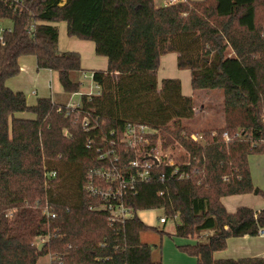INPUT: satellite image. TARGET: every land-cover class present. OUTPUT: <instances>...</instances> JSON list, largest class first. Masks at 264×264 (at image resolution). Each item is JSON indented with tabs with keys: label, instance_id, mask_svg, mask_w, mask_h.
I'll use <instances>...</instances> for the list:
<instances>
[{
	"label": "trees",
	"instance_id": "16d2710c",
	"mask_svg": "<svg viewBox=\"0 0 264 264\" xmlns=\"http://www.w3.org/2000/svg\"><path fill=\"white\" fill-rule=\"evenodd\" d=\"M157 1L24 0L17 9L0 2V17L11 20L0 45V264H165L161 244L153 251L142 239L158 230L137 216L155 208L176 219L172 236L188 240L177 248L195 264H264L213 256L228 238L264 229V209L229 212L222 203L234 194L264 196L248 164L264 154V0ZM60 21L67 36L92 41L107 58L106 69L91 70L98 93H82L75 107L67 98L80 91L84 70L77 51L58 48ZM167 53L189 70L193 90L221 89V127L193 131L184 123L195 113L192 96L178 78L157 80ZM24 55L56 74L65 101L29 105L7 85ZM127 125L150 129L148 143L128 147ZM145 153L159 163L123 198L134 214L110 219L97 209L104 201L84 190L88 173L114 165L131 173L128 162ZM60 164L78 169L71 196L60 192Z\"/></svg>",
	"mask_w": 264,
	"mask_h": 264
},
{
	"label": "rangeland",
	"instance_id": "374dc122",
	"mask_svg": "<svg viewBox=\"0 0 264 264\" xmlns=\"http://www.w3.org/2000/svg\"><path fill=\"white\" fill-rule=\"evenodd\" d=\"M162 2L167 3L169 0H158L157 3ZM5 25H9V21L4 22ZM58 27L59 33V41L60 43H64V45L68 44V36L66 34V23L64 21H60L56 23ZM171 56V55H169ZM20 63V71L14 77H11L9 83L11 85H15L16 89H20L24 92L26 98L30 101V103H34L38 96L49 94V88L47 85V79L45 76L38 75V72H43L45 70L37 69L35 66V57L33 55H24L19 60ZM174 64L171 66L172 69L176 71H180L177 66ZM164 70L162 67L160 69V73ZM168 71V70H167ZM167 74L163 75H172L166 72ZM83 74L86 75L85 78L81 75V87L80 90L87 91L86 93L97 92V88L91 79V71L84 70ZM174 74V73H173ZM162 75V74H161ZM158 74V80L161 78H175L172 76H164L162 77ZM36 89L37 95L35 96L32 91ZM91 91V92H90ZM194 106L196 108V113L194 116L188 120H184V123L189 126L193 131H201L206 128H216L221 127L223 125V114H222V98L223 94L221 89H196L193 90V94L191 95ZM73 101L76 103L79 100V93L75 94ZM27 100V101H28ZM73 102V103H74ZM201 105H204L205 112L200 114L198 109ZM169 150H165L164 153L168 154ZM257 154H251L250 156H256ZM59 172L61 173V181L60 184V192L64 194V190H68V194L73 193L74 184L77 182L78 177V169L74 165H64L60 164L58 167ZM63 185V187L61 186ZM72 187V188H71ZM68 196V195H65ZM70 197L68 196L67 199ZM137 216L148 226L156 228L158 231L153 232H145L142 234V239L145 242L151 243L153 245V251L156 247L159 248L158 245L161 244L160 253L162 256V262L165 264H195L196 258L191 256L185 252L179 251L176 245L184 243L188 240L175 238L172 236L174 232L176 219L168 218L166 223H160L159 218L164 216L162 209H143L137 211ZM190 242H194V240H189ZM48 258H42V262H46Z\"/></svg>",
	"mask_w": 264,
	"mask_h": 264
},
{
	"label": "crops",
	"instance_id": "0c3cea01",
	"mask_svg": "<svg viewBox=\"0 0 264 264\" xmlns=\"http://www.w3.org/2000/svg\"><path fill=\"white\" fill-rule=\"evenodd\" d=\"M67 38H68L69 45H64V43L61 44L59 41V33H58V48L60 50L77 51L80 54V66L83 70L88 69L91 71V70L106 69L107 58L104 56H99L95 54L94 43L92 41L80 40L75 37H69V36ZM174 61L176 63L175 53H167L160 57L159 66L157 69V80H158V74L160 75L162 74L161 75L162 77L174 75L175 78H178L180 80L182 94L192 95L193 89L191 88V85H190L189 70L179 69L180 71L178 70L176 71L175 69H172L171 66L174 64ZM35 66H36V62H35ZM161 67L164 70H162V72L160 73L159 71ZM166 72L172 75H163V74H167ZM38 75L40 76L44 75L45 79H47L49 94L42 95L43 93H41V96H38L37 98L51 96L54 99H59L63 101L66 100V98L64 97L62 93L60 85L57 81L56 74L53 71L49 69H45L43 70V72H38L37 76ZM9 80L10 79H8L7 81V85L11 89L23 92L20 89H16L15 85H11L9 83ZM160 81L161 80H158V82ZM86 92L87 91L80 90L76 93L71 94L70 97L67 98V102L73 103L74 102L73 96L75 94L79 93V96H80L82 93H86ZM32 93L35 96L38 94L36 89H34ZM221 98L223 99L222 96ZM27 100L28 98H26L27 104L29 105L33 104V103H30L29 100L28 101ZM79 101H80V97H79V100H77L76 103L74 102L73 104H79ZM198 111L200 114H203L205 112L204 105H201ZM194 112L196 113V108ZM18 116H28V115L25 113H20L18 114ZM248 164H249V170H250V176H251L252 183L257 187L264 189V154H257L256 156H249ZM222 203L225 209L229 212H234L236 208L240 206H246L254 210H260V209H264V196L255 195L251 193L234 194V195L223 197ZM213 256L216 259L264 258V235H260L258 233V235H254V236L245 235V236H239V237H230L226 241L225 248L223 250L215 251ZM161 260H162V256H161Z\"/></svg>",
	"mask_w": 264,
	"mask_h": 264
},
{
	"label": "built area",
	"instance_id": "2783aa9c",
	"mask_svg": "<svg viewBox=\"0 0 264 264\" xmlns=\"http://www.w3.org/2000/svg\"><path fill=\"white\" fill-rule=\"evenodd\" d=\"M24 0H0L4 5L13 7L14 9L19 8L23 4ZM176 0H169L167 3H173ZM9 21V25H5L4 22ZM11 30V20L8 18L0 17V45L4 43V36L6 32ZM83 78L86 77L82 73ZM97 88V87H96ZM91 92V91H90ZM93 93V92H91ZM87 93V94H91ZM95 93V92H94ZM98 93V90L95 94ZM70 107H75L78 104H73L68 102ZM152 133L150 129L143 125H127L124 132L122 141L132 148H136L139 145L148 143V135ZM222 137L227 141L229 139V134L224 131ZM193 140L201 139L199 135H192ZM148 155L144 158L143 156ZM152 156V157H151ZM101 159L104 158L103 154H100ZM116 160V158H114ZM159 163V155L150 153L140 154L135 159L128 162V168L133 169L131 173H124L122 168L114 165L111 168L94 169L91 170L86 178L84 185V190L92 197H99L104 201L97 209H106L109 212L110 219L112 220H122L124 218L131 217L134 212L132 209L125 207L123 203V198L129 194H135L136 185L139 182L146 180L149 176V170L153 165ZM52 176L55 172L50 173ZM167 218L165 216L159 218L160 223H166ZM258 233L264 235V229H259ZM46 237H39L38 243L44 242Z\"/></svg>",
	"mask_w": 264,
	"mask_h": 264
},
{
	"label": "water",
	"instance_id": "95a60500",
	"mask_svg": "<svg viewBox=\"0 0 264 264\" xmlns=\"http://www.w3.org/2000/svg\"><path fill=\"white\" fill-rule=\"evenodd\" d=\"M44 245H45V243H44V242H41V243L38 244L37 247H38V249L40 250Z\"/></svg>",
	"mask_w": 264,
	"mask_h": 264
}]
</instances>
